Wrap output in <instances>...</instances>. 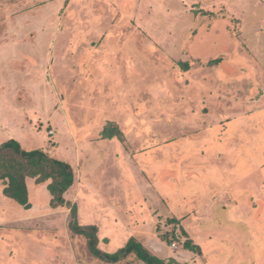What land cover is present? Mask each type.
Instances as JSON below:
<instances>
[{
	"label": "rangeland",
	"instance_id": "374dc122",
	"mask_svg": "<svg viewBox=\"0 0 264 264\" xmlns=\"http://www.w3.org/2000/svg\"><path fill=\"white\" fill-rule=\"evenodd\" d=\"M13 137L73 166L64 197L102 250L134 237L173 264H264V0H0ZM27 184L30 209L0 181V264H143L94 255L71 205Z\"/></svg>",
	"mask_w": 264,
	"mask_h": 264
},
{
	"label": "trees",
	"instance_id": "16d2710c",
	"mask_svg": "<svg viewBox=\"0 0 264 264\" xmlns=\"http://www.w3.org/2000/svg\"><path fill=\"white\" fill-rule=\"evenodd\" d=\"M219 59L211 61L212 64L219 63ZM184 69L188 68L186 63H181ZM104 138L118 137L122 138V131L109 122L101 131ZM35 178L36 182L41 184L48 182L47 188L52 194L53 205H64L68 203L64 194L69 190L75 182V172L73 166L65 160L56 159L48 155L42 149L27 150L22 147L21 143L10 138L0 144V181L4 184L3 194L9 197L25 209H30L32 204L29 198V188L27 178ZM72 219L70 226L73 231L84 235L88 239L90 251L103 261L108 263H117L130 254H135L143 264H173L175 259L166 260L158 255L150 252L140 241L134 237H130L124 246L115 252H107L99 248L98 226L97 225H81L78 222V208L74 203L70 206ZM178 219L171 218L168 222L177 223ZM175 230V228H174ZM173 239H180L179 234L172 231ZM182 233L187 235V231L183 229ZM167 237L162 238L165 240ZM184 247L199 252L201 248L195 244L192 239L188 238L184 241Z\"/></svg>",
	"mask_w": 264,
	"mask_h": 264
},
{
	"label": "built area",
	"instance_id": "2783aa9c",
	"mask_svg": "<svg viewBox=\"0 0 264 264\" xmlns=\"http://www.w3.org/2000/svg\"><path fill=\"white\" fill-rule=\"evenodd\" d=\"M172 246H173V247H176V246H177V244H176V243H174Z\"/></svg>",
	"mask_w": 264,
	"mask_h": 264
},
{
	"label": "crops",
	"instance_id": "0c3cea01",
	"mask_svg": "<svg viewBox=\"0 0 264 264\" xmlns=\"http://www.w3.org/2000/svg\"><path fill=\"white\" fill-rule=\"evenodd\" d=\"M14 138V137H13Z\"/></svg>",
	"mask_w": 264,
	"mask_h": 264
}]
</instances>
